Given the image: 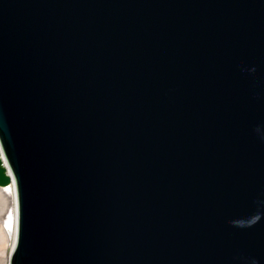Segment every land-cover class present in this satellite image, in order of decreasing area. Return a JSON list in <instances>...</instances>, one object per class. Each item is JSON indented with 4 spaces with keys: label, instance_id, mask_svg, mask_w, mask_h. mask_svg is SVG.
<instances>
[{
    "label": "water",
    "instance_id": "water-1",
    "mask_svg": "<svg viewBox=\"0 0 264 264\" xmlns=\"http://www.w3.org/2000/svg\"><path fill=\"white\" fill-rule=\"evenodd\" d=\"M10 264H264V0H0Z\"/></svg>",
    "mask_w": 264,
    "mask_h": 264
},
{
    "label": "bare ground",
    "instance_id": "bare-ground-1",
    "mask_svg": "<svg viewBox=\"0 0 264 264\" xmlns=\"http://www.w3.org/2000/svg\"><path fill=\"white\" fill-rule=\"evenodd\" d=\"M0 204L5 211L0 218V264H10L11 252L8 254L6 247L13 249L18 234V198L13 182L7 187H0Z\"/></svg>",
    "mask_w": 264,
    "mask_h": 264
},
{
    "label": "rangeland",
    "instance_id": "rangeland-1",
    "mask_svg": "<svg viewBox=\"0 0 264 264\" xmlns=\"http://www.w3.org/2000/svg\"><path fill=\"white\" fill-rule=\"evenodd\" d=\"M3 208H4V206L0 204V218L3 216V214L5 212ZM10 250H11L10 247H6V251L8 254L11 252ZM1 264H3V263H1Z\"/></svg>",
    "mask_w": 264,
    "mask_h": 264
}]
</instances>
